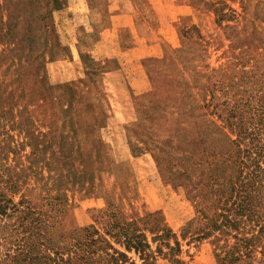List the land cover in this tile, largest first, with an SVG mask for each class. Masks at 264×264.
I'll list each match as a JSON object with an SVG mask.
<instances>
[{
  "label": "rangeland",
  "instance_id": "374dc122",
  "mask_svg": "<svg viewBox=\"0 0 264 264\" xmlns=\"http://www.w3.org/2000/svg\"><path fill=\"white\" fill-rule=\"evenodd\" d=\"M251 67L264 71L257 0H0V166L30 181L15 200L58 194L55 227L100 240L95 264H264V237L239 258L247 229L200 231L210 147L231 135L203 98L246 97ZM158 115L174 129L155 148Z\"/></svg>",
  "mask_w": 264,
  "mask_h": 264
},
{
  "label": "trees",
  "instance_id": "16d2710c",
  "mask_svg": "<svg viewBox=\"0 0 264 264\" xmlns=\"http://www.w3.org/2000/svg\"><path fill=\"white\" fill-rule=\"evenodd\" d=\"M257 3L264 4V0H257ZM253 69L251 67L250 75L240 77L243 85L251 82L249 89L245 87L240 90L242 95L247 93L246 97L231 102V97L227 96L218 110V104L212 102L215 94L211 90L210 97H204L202 105L208 109V115L217 113V118L222 121L217 125L218 129L227 127L236 138L221 131L224 138L219 136L218 144L210 147L211 192L216 209L211 216L205 217L200 231L204 235L213 231L229 235L232 230L240 234V231L247 229L242 238L244 247L243 252L238 254L239 258L249 257L256 248L254 240L261 241L264 237V71L257 74ZM224 93H229V89L226 88ZM150 123L154 127L150 131L152 137L145 141H150L156 148L157 144L168 141L174 125L169 117L161 115L152 116ZM160 131L166 132L167 137H160ZM49 162L47 159L45 165ZM15 167L3 163L0 166V264L100 262L101 256L97 253L99 247H93L100 240L81 235L65 237L64 226L55 227V221L59 218L53 211L55 204L59 203L58 194L48 193L47 197L42 198L23 194L15 200L14 194L30 184V181L23 179L22 170L17 171ZM31 175L34 178L31 189H36L38 184L47 191L51 189L47 186L54 180L50 170L47 176L38 175L36 170ZM90 175L89 179L93 177V174ZM241 223L244 224L243 228H240ZM120 230L127 233L121 226ZM132 238L133 235L128 237L125 245L132 244ZM165 245L172 256L174 247L167 243ZM144 246L148 245L137 243L132 248L143 251ZM261 247L264 250V243H261Z\"/></svg>",
  "mask_w": 264,
  "mask_h": 264
},
{
  "label": "crops",
  "instance_id": "0c3cea01",
  "mask_svg": "<svg viewBox=\"0 0 264 264\" xmlns=\"http://www.w3.org/2000/svg\"><path fill=\"white\" fill-rule=\"evenodd\" d=\"M156 2H158L159 4H164L165 2H167L168 0H155Z\"/></svg>",
  "mask_w": 264,
  "mask_h": 264
}]
</instances>
